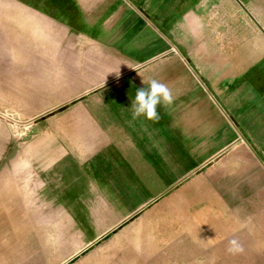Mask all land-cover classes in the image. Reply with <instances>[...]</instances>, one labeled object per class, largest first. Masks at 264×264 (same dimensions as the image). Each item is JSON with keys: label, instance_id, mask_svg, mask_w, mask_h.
<instances>
[{"label": "crops", "instance_id": "crops-1", "mask_svg": "<svg viewBox=\"0 0 264 264\" xmlns=\"http://www.w3.org/2000/svg\"><path fill=\"white\" fill-rule=\"evenodd\" d=\"M0 264H264V0H0Z\"/></svg>", "mask_w": 264, "mask_h": 264}, {"label": "clouds", "instance_id": "clouds-1", "mask_svg": "<svg viewBox=\"0 0 264 264\" xmlns=\"http://www.w3.org/2000/svg\"><path fill=\"white\" fill-rule=\"evenodd\" d=\"M143 86L136 89L135 95L131 97L130 109L133 118L143 117L147 120L156 121L160 118L158 106H167L173 103L174 97L167 84L155 78L143 81ZM235 245L236 241H229ZM230 251L233 250L231 247Z\"/></svg>", "mask_w": 264, "mask_h": 264}, {"label": "rangeland", "instance_id": "rangeland-1", "mask_svg": "<svg viewBox=\"0 0 264 264\" xmlns=\"http://www.w3.org/2000/svg\"><path fill=\"white\" fill-rule=\"evenodd\" d=\"M2 108L5 109V106H2ZM16 116H17V114H16ZM12 123H14L15 128L17 129V128H26L27 126H25V125L33 124L35 122H18V121H15V122H12Z\"/></svg>", "mask_w": 264, "mask_h": 264}]
</instances>
